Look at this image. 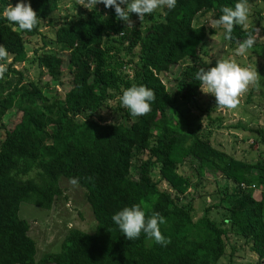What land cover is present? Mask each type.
<instances>
[{"label": "trees", "instance_id": "trees-1", "mask_svg": "<svg viewBox=\"0 0 264 264\" xmlns=\"http://www.w3.org/2000/svg\"><path fill=\"white\" fill-rule=\"evenodd\" d=\"M62 1L27 0L38 22L21 31L2 16L17 0H0V120L10 119L0 124V264H222L231 235L264 264V128L250 144L256 162L228 152L213 136L225 117L195 79L223 58L214 56L211 36L220 32L223 46L234 49L264 27L234 25L225 39L222 27L195 23L206 13L218 18L236 0H177L157 16L130 14L131 24L103 4L74 7L54 21ZM257 4L264 10V0H248V7ZM44 22L54 27L52 45ZM37 38L42 44L29 58ZM20 64L33 65L37 79H26ZM63 73L72 84L60 94L55 86L63 85ZM133 84L154 92L142 116L119 104L121 91ZM72 178L95 227H67L60 250L38 256L20 205L51 209L63 195L61 181ZM132 204L165 218V245L143 233L123 237L111 216ZM231 249L227 264H235Z\"/></svg>", "mask_w": 264, "mask_h": 264}, {"label": "rangeland", "instance_id": "rangeland-1", "mask_svg": "<svg viewBox=\"0 0 264 264\" xmlns=\"http://www.w3.org/2000/svg\"><path fill=\"white\" fill-rule=\"evenodd\" d=\"M84 4V0H63L59 8L52 14V19L58 22L65 14H73L74 7H79ZM95 7L99 8L100 4H97ZM153 13L157 16L162 13V9L155 10ZM131 17L139 19L135 13H132ZM211 20V13H206L198 16L197 22L195 21V23L211 27L209 25ZM252 24L264 27V10L259 4L249 7V25ZM42 33L45 34L46 41L49 45H52L54 27L47 26L45 23V26L42 28ZM210 39L211 46L215 45V49H213L214 56L232 60L241 66H251L257 70V83L250 85L245 92L239 95L235 108L226 109L218 106V110L225 117V121L222 129L217 130L213 135L216 143L219 142L221 147L228 152L234 153L237 157L246 158L248 161L256 162L257 157L250 144L252 142V136L258 135L255 130L260 127L264 128V32H259V37L255 40L254 47L243 55H237L235 53L236 47L234 49L227 48V45L224 47L221 42L222 37L220 32L215 33ZM36 40L37 44L32 42L28 46L29 58L31 57L32 47L42 44L40 38L35 39V42ZM23 65H17L16 68L24 72L26 79L36 80L38 75L35 67L33 65ZM177 71L178 67L173 68V74ZM168 77L170 78L171 76L168 74ZM62 83L63 85L55 86L56 91L60 94L72 84V78L69 74H62ZM203 96L209 99L214 98L211 94L204 92ZM9 120L8 115L4 114L1 116L0 124H5ZM237 123H241L245 129L226 128L228 125H235ZM2 135L3 133L0 129V139ZM131 175L135 176V169L131 170ZM208 178L213 181V176H208ZM218 180L222 182V179ZM60 186L63 189V195L53 203L52 208L49 210L37 208L27 202L21 203L20 205L19 216L30 224L29 234L37 243L38 256L45 252L59 251L61 240L67 227H77L85 231H90L93 224L95 227V221H93L92 212L85 200L84 191L77 185H72L67 180H62ZM208 189L212 191L214 185L211 184ZM256 194L258 196L259 192H256ZM209 199L206 198L205 202L209 203L211 201ZM200 214V211L196 212L195 216L197 217ZM230 243L227 246L225 257L222 258V264L228 263V255L232 250V246L236 248L233 256L235 264H256V255L248 249V245L244 243L242 238L231 235Z\"/></svg>", "mask_w": 264, "mask_h": 264}, {"label": "clouds", "instance_id": "clouds-1", "mask_svg": "<svg viewBox=\"0 0 264 264\" xmlns=\"http://www.w3.org/2000/svg\"><path fill=\"white\" fill-rule=\"evenodd\" d=\"M97 4L105 8L111 7L118 20L129 22V16L135 13L142 20L146 15L158 9L171 10L175 8L177 0H85L84 8L94 9ZM221 15L209 22L210 26L222 27L225 39L230 37L233 26L238 25L247 29L249 26L248 0H236L233 6L222 7ZM2 16L13 23L21 31H31L37 24V13L32 9L27 0H17L15 6L10 3L2 10ZM255 37L249 34L235 48L237 55H243L254 47ZM2 71V69H0ZM199 87L204 93L211 94L216 106L226 109L236 107L238 97L250 85L257 83V70L251 66H241L228 59L215 61L214 66L200 68L195 73ZM119 104L132 116H142L150 111L151 103L155 96L152 89L144 85L133 84L121 91ZM72 185L78 183L77 179H70ZM112 223L122 233L126 240H135L141 233L155 243L165 245L167 240L160 231V226L165 223V218L159 212L145 214L138 204L124 206L111 216Z\"/></svg>", "mask_w": 264, "mask_h": 264}]
</instances>
